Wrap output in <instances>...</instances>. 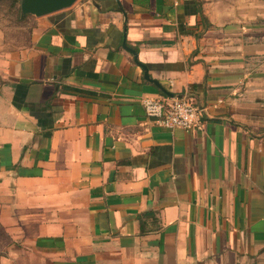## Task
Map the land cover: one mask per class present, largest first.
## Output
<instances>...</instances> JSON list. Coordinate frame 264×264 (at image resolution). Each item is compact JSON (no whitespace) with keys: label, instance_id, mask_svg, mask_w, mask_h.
Returning <instances> with one entry per match:
<instances>
[{"label":"crops","instance_id":"obj_1","mask_svg":"<svg viewBox=\"0 0 264 264\" xmlns=\"http://www.w3.org/2000/svg\"><path fill=\"white\" fill-rule=\"evenodd\" d=\"M24 15L0 25V264H264V0ZM123 41L197 129L144 115L168 95Z\"/></svg>","mask_w":264,"mask_h":264},{"label":"built area","instance_id":"obj_2","mask_svg":"<svg viewBox=\"0 0 264 264\" xmlns=\"http://www.w3.org/2000/svg\"><path fill=\"white\" fill-rule=\"evenodd\" d=\"M140 103L147 118L167 129H197L205 111V107L187 91L172 96L141 97Z\"/></svg>","mask_w":264,"mask_h":264},{"label":"water","instance_id":"obj_3","mask_svg":"<svg viewBox=\"0 0 264 264\" xmlns=\"http://www.w3.org/2000/svg\"><path fill=\"white\" fill-rule=\"evenodd\" d=\"M75 0H19V9L22 15L29 13V14H45L49 12H53L59 10L61 8H65L70 6ZM122 46L131 53L133 61L138 64L143 70V77L152 82L155 86L161 90L162 93L172 96L173 94L166 92L156 80L150 79L147 75L146 68L143 64L139 63L136 58V51L126 46L124 41L122 42Z\"/></svg>","mask_w":264,"mask_h":264},{"label":"rangeland","instance_id":"obj_4","mask_svg":"<svg viewBox=\"0 0 264 264\" xmlns=\"http://www.w3.org/2000/svg\"><path fill=\"white\" fill-rule=\"evenodd\" d=\"M18 1L0 0V25L15 42L22 39L30 24V20L21 14Z\"/></svg>","mask_w":264,"mask_h":264},{"label":"trees","instance_id":"obj_5","mask_svg":"<svg viewBox=\"0 0 264 264\" xmlns=\"http://www.w3.org/2000/svg\"><path fill=\"white\" fill-rule=\"evenodd\" d=\"M195 7H196V11L199 13V15H200V21H201V23L203 24L202 26H207L206 25V22H205V19H204V17L202 16V14H201V12H200V7H199V4H198V2L197 1H195Z\"/></svg>","mask_w":264,"mask_h":264}]
</instances>
